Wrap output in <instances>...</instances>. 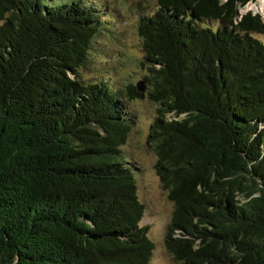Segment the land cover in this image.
<instances>
[{"label":"trees","instance_id":"16d2710c","mask_svg":"<svg viewBox=\"0 0 264 264\" xmlns=\"http://www.w3.org/2000/svg\"><path fill=\"white\" fill-rule=\"evenodd\" d=\"M155 1L138 16L140 92L82 77L115 23L103 0H0V264H151L123 150L145 97L168 253L264 264V16L240 13L253 0Z\"/></svg>","mask_w":264,"mask_h":264},{"label":"rangeland","instance_id":"374dc122","mask_svg":"<svg viewBox=\"0 0 264 264\" xmlns=\"http://www.w3.org/2000/svg\"><path fill=\"white\" fill-rule=\"evenodd\" d=\"M109 19L102 26L97 42L91 49L87 69H81L82 77L94 81L107 70L120 84H136L147 74L148 64L141 52V40L137 31L140 13L156 7L155 0H103ZM251 11L264 16V0H253L240 13ZM107 15V16H108ZM109 27L110 30H105ZM264 40V36H258ZM146 89V88H145ZM134 115V124L123 150L140 165L137 173L139 195L144 204L141 224L148 225V235L154 244L151 264H179L164 246L166 226L170 220L173 203L161 187L155 172L156 156L149 146L148 134L156 115V105L148 98L135 99L128 104ZM264 127V126H263Z\"/></svg>","mask_w":264,"mask_h":264},{"label":"water","instance_id":"95a60500","mask_svg":"<svg viewBox=\"0 0 264 264\" xmlns=\"http://www.w3.org/2000/svg\"><path fill=\"white\" fill-rule=\"evenodd\" d=\"M143 82L142 81H139L137 84H136V87H137V89H138V91H143Z\"/></svg>","mask_w":264,"mask_h":264}]
</instances>
